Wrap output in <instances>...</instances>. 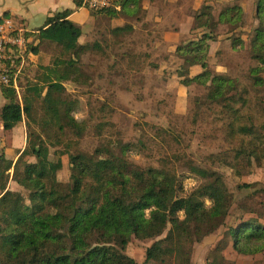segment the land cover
<instances>
[{"label":"trees","instance_id":"trees-1","mask_svg":"<svg viewBox=\"0 0 264 264\" xmlns=\"http://www.w3.org/2000/svg\"><path fill=\"white\" fill-rule=\"evenodd\" d=\"M142 1L111 0L109 7L90 9L89 14L143 15ZM238 2L222 5L216 14L211 5L202 4L193 28L207 31L175 49L182 59V85L196 84L206 90L197 107L212 110L225 146L207 156L205 165L186 155L175 156L199 181L186 192L183 177L173 168L164 164L139 168L129 161L128 153L136 148L130 142L105 140L92 155L76 150L86 122L74 118L77 100L67 96L64 83L81 82L80 57L98 46L79 44L81 28L69 20L77 9L88 8L84 0H72L74 8L45 19L34 35L38 44L30 51L40 59L38 47H54L50 64L38 65L34 80L27 81L19 95L11 86L0 85L6 101L0 108L4 135L10 136L22 122L26 131L25 147L15 158L0 153V264H137L126 253L133 239L151 242L144 249L143 264H193L195 245L224 227L227 219L233 220L225 234L235 252L264 254L260 217L232 214L238 194L247 200L264 194V188L241 183L235 193L220 171L224 168L241 178L264 166V0H251V24ZM3 18L11 17L5 12ZM221 26L228 27L231 49L244 50L254 63L246 85L209 68L210 43L216 41ZM131 30L125 25L111 32L116 36ZM195 66L201 71L190 77ZM101 131L97 127L99 138ZM157 131L168 133L162 128ZM57 145L62 149L53 152L56 160H52L49 148ZM64 155L70 165V183L58 180ZM11 183L18 190L10 189ZM251 190L255 195L249 194ZM226 246V239L219 240L209 251L207 264H226Z\"/></svg>","mask_w":264,"mask_h":264},{"label":"rangeland","instance_id":"rangeland-1","mask_svg":"<svg viewBox=\"0 0 264 264\" xmlns=\"http://www.w3.org/2000/svg\"><path fill=\"white\" fill-rule=\"evenodd\" d=\"M67 2L69 6L72 5L70 0H55L52 5H55L56 11H62L69 7L66 6ZM227 2L234 0H143L142 5L146 9L144 15L119 14L113 18L91 16L88 15L91 10L87 8L88 12L83 10L82 15L74 17L82 31L79 44L98 46L80 57L77 67L81 82L64 83L67 96L77 100L72 113L74 118L86 122V131L78 139L76 150L92 155L105 140L130 142L136 148L128 153V160L139 168L164 164L183 177L184 192L196 187L198 179L182 167V161L178 162L175 156L186 155L195 163L205 165L207 156L217 154L225 146L221 125L212 110L205 105L197 107L196 101L203 100L206 90L196 84L190 87L182 85L183 78L179 77L183 71L182 59L176 55L175 49L199 39L207 31L193 28L194 15L202 4L211 5L216 14ZM238 3L245 12L246 22L251 24V0H239ZM24 17L28 30L41 28L46 19L32 8ZM125 25L132 27L131 32L116 36L111 32ZM226 31L227 26L219 27V36L210 43L209 68L214 73L235 77L246 85L248 69L254 63L244 50L231 49ZM240 31L248 32L247 29ZM38 51L40 59L36 57L28 66L21 88L27 81L34 80L38 65L50 64L55 55L54 47L46 44L38 47ZM195 70L200 72L198 67ZM253 97L251 92L252 100ZM97 127L102 128L100 138ZM158 128L166 129L167 135L160 134ZM14 140L17 141L18 137ZM141 141L143 147L137 145ZM60 149L62 147L59 145L49 148L50 159L56 160L53 152ZM60 159L62 168L58 180L70 183L68 157L64 155ZM220 171L229 190L235 193L236 185L241 183L258 184L255 189L264 188V166L253 169L251 174L241 178L235 177L227 169L221 168ZM10 189L18 190L12 183ZM249 194L255 195L253 190ZM243 198L244 195H237L232 214L260 217L259 222L264 225V194L247 200ZM232 221L227 219L224 227L195 245L193 264H207L209 251L222 238L228 242L223 252L226 264H264V254L244 256L232 249L230 238L225 234L226 226ZM150 244V241L133 239L126 253L137 264H143L144 249Z\"/></svg>","mask_w":264,"mask_h":264},{"label":"built area","instance_id":"built-area-1","mask_svg":"<svg viewBox=\"0 0 264 264\" xmlns=\"http://www.w3.org/2000/svg\"><path fill=\"white\" fill-rule=\"evenodd\" d=\"M111 0H84V5L93 10L109 7ZM37 31L27 30L12 18L0 19V85L11 86L20 94L21 80L36 55L30 51L38 44Z\"/></svg>","mask_w":264,"mask_h":264},{"label":"crops","instance_id":"crops-1","mask_svg":"<svg viewBox=\"0 0 264 264\" xmlns=\"http://www.w3.org/2000/svg\"><path fill=\"white\" fill-rule=\"evenodd\" d=\"M70 1L72 3V0H70ZM148 1L152 2L153 0H148ZM53 2L55 3V0H0V19L3 18V14L5 12H8L9 17H11L12 19L21 23L26 28V26H25L26 20L24 19L25 18L24 16L27 12L30 11V8H32L33 10H36L39 13H42L45 16V18L51 17L56 12H60V11H56L55 7H53V6H55V5H52ZM230 3L231 2H227L224 4H230ZM142 4H143V1L141 3V8L144 11V13H143V15H144L146 9ZM66 6H69V2H67ZM68 8H71V9L74 8L73 3ZM83 10H86V12H88L86 8L81 7L79 9H77L72 15L69 16V20H71L73 23L77 24L74 17H76L77 15H82V13L85 12ZM88 15H89V13H88ZM17 19L22 20V21H18ZM37 30H33V31H37ZM209 56H210V54H209ZM197 67L198 66H195V67H192L190 69V77L200 73L199 71L195 70ZM192 70H194V75L191 76ZM200 71H201V69H200ZM5 103H6V101L3 98L2 93H1V89H0V108ZM15 137H18L17 141L14 140ZM25 142H26V131H25V126H24L23 122L19 123L12 130L11 135L7 136V137L4 135L2 123L0 122V153L3 151L8 156H11V157L15 156L16 157V153L18 151H22L24 149Z\"/></svg>","mask_w":264,"mask_h":264}]
</instances>
